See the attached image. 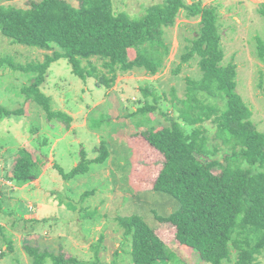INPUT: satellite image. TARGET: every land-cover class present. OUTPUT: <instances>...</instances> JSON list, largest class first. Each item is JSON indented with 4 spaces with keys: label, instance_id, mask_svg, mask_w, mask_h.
I'll use <instances>...</instances> for the list:
<instances>
[{
    "label": "rangeland",
    "instance_id": "rangeland-1",
    "mask_svg": "<svg viewBox=\"0 0 264 264\" xmlns=\"http://www.w3.org/2000/svg\"><path fill=\"white\" fill-rule=\"evenodd\" d=\"M31 1L38 0L1 3L27 8ZM67 1L75 6L79 3ZM163 1L113 0V4L115 11L139 17L146 8ZM186 1L216 7L224 53L221 63L235 66V91L252 112L257 129L264 131V59L258 53V39L264 43V17L258 8L264 0ZM201 28L199 16L189 17L181 9L174 23L163 30L157 71L150 73L144 67L118 70L108 87L99 84L94 76H76L67 59L52 63L40 89L50 98L52 109L71 116L68 128L56 118L47 120L40 106L26 100L22 88L32 83L34 74L0 66V108L12 112H0V264H33L25 244H38L41 250L48 248L55 254L65 249L89 262L95 260L93 247L97 246L101 263L134 264L131 240L126 239L117 217L136 214L151 227H159L156 215L171 214L179 203L168 193L144 189L149 183L135 182L138 163L133 159L129 137L148 127L159 129L177 118L186 133L197 128L210 137V146L218 142L212 138L216 115L210 109L217 103L216 98L206 94L200 104L189 100L192 84L188 79L202 77L200 57L196 55L186 62L182 58L186 47L200 38ZM52 53L53 50L16 44L0 30V59L11 57L25 64L43 61ZM136 55L134 49H128L130 60ZM86 63L84 60L83 65ZM92 63L104 70L101 59L93 58ZM178 65L181 67L176 72ZM144 88L150 89L147 96ZM203 95L196 93L195 97L199 100ZM146 102L156 104L155 110L140 111ZM201 105H205L207 116ZM193 120L198 123L187 124ZM102 141L107 143L109 157L101 164H90L88 172L64 180L58 167L70 171L79 164L82 151L88 159L96 158ZM219 149L216 157L222 161L221 155L231 149L228 145H220ZM138 152L141 155L144 151L139 148ZM24 155L37 164L40 172L19 186L7 176L12 175L14 164ZM151 155L147 152L146 159L155 160L156 154ZM242 164L244 168L248 166L246 161ZM151 165L147 163L145 168L151 169ZM8 240L12 241L13 251L8 250ZM179 253L174 261L157 264H204L195 252L181 249ZM236 255L232 251V261L225 264H233ZM256 264H264V251Z\"/></svg>",
    "mask_w": 264,
    "mask_h": 264
},
{
    "label": "trees",
    "instance_id": "trees-1",
    "mask_svg": "<svg viewBox=\"0 0 264 264\" xmlns=\"http://www.w3.org/2000/svg\"><path fill=\"white\" fill-rule=\"evenodd\" d=\"M3 1L12 0H0L3 35L16 44L53 50V53L47 54L43 61L25 64L3 57L0 66L34 74L32 83L22 88L26 100L40 106L47 120L56 118L66 128L70 126L71 116L52 109L50 98L40 89L52 63L67 59L76 76L82 79L94 76L99 84L107 87L118 70L144 67L155 73L164 28L174 23L181 9L186 10L189 17L201 18V36L186 47L182 58L186 62L200 57L198 66L202 77L188 79L192 84L189 100L200 104L205 97L216 98L217 103L210 107L216 115L212 138L220 143L210 146V137L197 128L186 133L177 118H167L170 124L159 129L148 127L133 133L127 140L135 155L133 159L138 163L135 182L149 183L144 189L172 195L179 206L167 216L156 215L159 227H151L136 214L119 216L117 222L124 229L126 239L131 240L134 264L174 261L180 257L181 249L197 253L204 264L231 262L232 251L237 254L233 264H256L257 257L264 251V131L257 129L251 119L252 112L235 91V66L221 63L224 53L216 7L202 6L200 2L188 4L186 0H165L146 8L142 16L130 17L125 12L115 11L113 0H79L77 6L67 0H38L31 1L27 8L3 4ZM258 12L264 17V2ZM258 46L259 56L264 59V43L260 39ZM128 49L137 53L133 60L128 57ZM93 58L102 60L104 70L92 63ZM84 60L86 65H83ZM180 67L177 66L176 72ZM143 90L147 96L150 89ZM196 93L204 95L198 100ZM153 102L157 103V99ZM200 107L207 116L205 105ZM155 108L156 104L150 106L146 102L140 111ZM0 112L12 113L3 107ZM196 123L198 120L187 124ZM220 145L231 149L221 155L222 161L216 157ZM139 148L144 151L141 155ZM97 150L99 154L93 159H88L82 151L79 164L68 172L58 167L63 179L86 173L90 164H101L109 157L105 141L100 142ZM147 152L151 156L156 154V159H146ZM244 161L248 164L246 168ZM147 163L160 164V167L155 169L151 165V169H147ZM38 168L24 155L16 161L7 179L20 186L31 176H38ZM173 244L175 248L170 246ZM24 248L33 264H105L99 260L97 246L93 247L95 260L90 262L78 259L65 249L55 254L48 248L41 250L38 244H25ZM8 250L13 251L11 240H8Z\"/></svg>",
    "mask_w": 264,
    "mask_h": 264
},
{
    "label": "crops",
    "instance_id": "crops-1",
    "mask_svg": "<svg viewBox=\"0 0 264 264\" xmlns=\"http://www.w3.org/2000/svg\"><path fill=\"white\" fill-rule=\"evenodd\" d=\"M6 179V178H5Z\"/></svg>",
    "mask_w": 264,
    "mask_h": 264
}]
</instances>
